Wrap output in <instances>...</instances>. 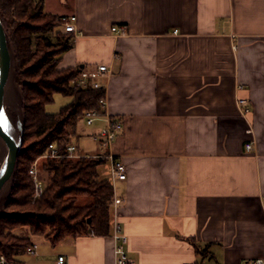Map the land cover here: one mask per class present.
Here are the masks:
<instances>
[{"label": "crops", "instance_id": "obj_1", "mask_svg": "<svg viewBox=\"0 0 264 264\" xmlns=\"http://www.w3.org/2000/svg\"><path fill=\"white\" fill-rule=\"evenodd\" d=\"M43 1L47 12L77 16L60 68H111L107 112L123 123L111 150L127 167L114 183L122 202L112 217L130 259L263 256L264 0ZM97 122L92 134L104 126ZM112 233L66 238L53 263L62 253L67 264H114Z\"/></svg>", "mask_w": 264, "mask_h": 264}, {"label": "trees", "instance_id": "obj_2", "mask_svg": "<svg viewBox=\"0 0 264 264\" xmlns=\"http://www.w3.org/2000/svg\"><path fill=\"white\" fill-rule=\"evenodd\" d=\"M0 15L16 48L23 79L24 145L32 142L18 157L16 184L9 202V207L22 212L0 217V254L19 261L18 257L34 243L30 237L12 233L19 226H30L34 235H45L53 245L71 236L110 234L114 188L101 170L106 158H52L41 166L48 171L45 190L40 198H33L30 168L34 161L51 143L65 150L73 141L84 110L103 109L101 99L106 90L73 84L72 80L84 70L81 66L57 67L62 54L72 46L73 36L61 29L50 35L57 15L45 10L43 0H0ZM38 21L40 25H35ZM57 92L71 96L72 100L59 111L49 112L46 105ZM80 196L89 200L79 203ZM48 226L51 232L44 234Z\"/></svg>", "mask_w": 264, "mask_h": 264}, {"label": "built area", "instance_id": "obj_3", "mask_svg": "<svg viewBox=\"0 0 264 264\" xmlns=\"http://www.w3.org/2000/svg\"><path fill=\"white\" fill-rule=\"evenodd\" d=\"M76 20L77 16L74 14H63L57 16V23L61 26L62 31L65 33H76ZM112 30L115 32H125L126 28L121 25H114ZM112 71L108 64H99L96 69L93 70H83L79 73L73 80L72 83L81 87H104L106 89V81L111 76ZM238 103L243 107L245 112L248 111L246 98H239ZM101 104L103 106L102 110L99 109H86L83 112L82 117L84 118L87 125L91 126L96 123L97 120L103 119L104 126L96 133L92 134V139L96 142L104 151L97 154H88L82 152L79 146L75 145L73 142L68 144L65 150L59 149L56 143H51L48 150L42 154L40 157L47 156L53 158L66 157V158H106L110 161V172L113 182V188L115 189V181L126 180L127 179V167L124 161L117 157L115 153L111 150V146L117 137L121 134L123 130V123L119 118L112 117L108 114L107 110V99L104 96L101 99ZM253 147L252 143L246 144V149L251 150ZM37 158L30 168V175L32 176L34 183V197L40 198L43 194L45 187L43 180L39 176L38 171V161ZM114 203L115 209L122 202L120 197H117L114 193ZM112 237L114 239V264H135V262L130 259L127 252L128 236L123 230V226L120 221L115 220L113 223V233ZM39 246L36 243L28 246L24 252L26 255H37ZM0 264H21L18 260L9 259L6 254H0ZM56 264H67V256L65 254H57ZM241 264H264V255L257 257L244 258Z\"/></svg>", "mask_w": 264, "mask_h": 264}, {"label": "rangeland", "instance_id": "obj_4", "mask_svg": "<svg viewBox=\"0 0 264 264\" xmlns=\"http://www.w3.org/2000/svg\"><path fill=\"white\" fill-rule=\"evenodd\" d=\"M40 23H41L40 21L34 22L35 25H38V24L40 25ZM59 29L60 28H59L58 23L55 22L52 32H50V35H54V33L58 32ZM9 40L11 41V39ZM11 46L13 50V55L15 57L13 60V67L11 70L10 78L7 83L5 104L10 114V117L15 121L19 113V109L17 111L15 106L22 107V110L24 111V114H25V110H24L25 101H24V85H23V79L21 76V69L19 68V60L17 58L16 48L12 41H11ZM57 67L60 68L59 66ZM71 100H72L71 96L65 95L61 92H57L54 95V100L46 105L47 111L57 112L61 109L62 106L69 103ZM24 117L26 119V116ZM98 123L99 122L96 121V123H94L93 125V128H91L92 126L87 125L83 117H81L78 120L76 131L75 133H73V136H72V140H73L72 142L75 145L79 146L85 153L91 154L97 151L98 145L96 142L93 141L92 136H91L92 135L91 131L92 129H94V127L98 125ZM25 125H26V122H25ZM24 132H25V128H24ZM31 143L32 142L29 141L27 142L26 145H24V137H23V148L21 151L28 149ZM4 155H5L4 148L2 144H0V163L2 162ZM52 158L43 156V157H40L38 161L39 176L43 180L44 187H46V181H47L46 178L48 177V171L42 170L41 166L45 163V161H47L48 159H52ZM60 158H63V157H59V159ZM68 159H71V158H68ZM18 167L19 165L17 162L15 174L9 179V181L6 183V185L0 192V217L3 215H11L14 213L22 212L21 210L9 207V202L11 198L13 197V191H14V187L16 184V175H17ZM39 168H41V170ZM101 170L104 174H106V176H108L107 175L108 174V163L104 164L101 167ZM34 193L35 192L33 191V198L38 199L34 197ZM65 200H66L65 202L68 203L70 201V198L67 197ZM88 200H89L88 197H85V196H80L78 198L79 203H85ZM46 231L47 232H45L44 234L51 232V227L48 226ZM12 233L19 237H30L32 240H34V243L38 244L39 246L37 255L29 256L25 254V255L19 256V261L21 262V264H54L53 262H54L55 257L53 256V252L64 249V246L66 243L62 241L56 244V246H53V244L45 238V235H34L32 233L31 227L28 225L16 227L12 229ZM209 264H211V262Z\"/></svg>", "mask_w": 264, "mask_h": 264}, {"label": "water", "instance_id": "obj_5", "mask_svg": "<svg viewBox=\"0 0 264 264\" xmlns=\"http://www.w3.org/2000/svg\"><path fill=\"white\" fill-rule=\"evenodd\" d=\"M11 41L0 15V144L5 155L0 163V192L15 174L18 157L23 148L25 114L22 107L15 106L19 113L14 121L5 104L7 83L10 78L14 60Z\"/></svg>", "mask_w": 264, "mask_h": 264}]
</instances>
